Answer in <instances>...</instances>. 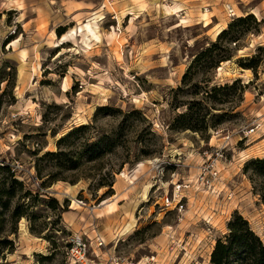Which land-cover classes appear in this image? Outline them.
Returning a JSON list of instances; mask_svg holds the SVG:
<instances>
[{
	"label": "rangeland",
	"instance_id": "rangeland-1",
	"mask_svg": "<svg viewBox=\"0 0 264 264\" xmlns=\"http://www.w3.org/2000/svg\"><path fill=\"white\" fill-rule=\"evenodd\" d=\"M0 159L7 264H69L77 235L89 264H211L236 213L264 241V0H0Z\"/></svg>",
	"mask_w": 264,
	"mask_h": 264
},
{
	"label": "trees",
	"instance_id": "trees-1",
	"mask_svg": "<svg viewBox=\"0 0 264 264\" xmlns=\"http://www.w3.org/2000/svg\"><path fill=\"white\" fill-rule=\"evenodd\" d=\"M254 15L249 14L245 17H240L239 22L244 23L248 19H251ZM233 26L230 24L229 29ZM228 29H224L219 35L216 42L212 43L211 47L207 48L205 52L196 55L195 60L198 61L203 55L207 53H212L218 47V42L228 34ZM247 68H254L253 62L245 63ZM186 74L185 76H187ZM239 80H236L233 85H235ZM109 110L108 107L100 108L98 111ZM88 125H82L80 127L74 128L67 135L63 136L59 141V149L57 151H49L45 156L63 157L67 155L61 145L66 141L71 135L76 132L88 127ZM105 142H111L109 146L110 152L113 151L115 145L112 143V138L109 135H105L103 138L99 139L94 143L96 146H100ZM99 155V153H98ZM256 164L264 167V159H257ZM0 169H6L11 176L14 178V182L18 183L15 177V173L12 172L11 166L8 164L0 165ZM20 184H23L19 181ZM101 187L109 186L113 194V183H99ZM8 194L12 197L14 196V191H9ZM111 194V195H112ZM8 204L4 205L7 206ZM1 214V213H0ZM22 213L20 212L19 206L16 207L13 216L19 217ZM229 232L222 238L217 239L214 249L211 253V264H264V241L261 237L252 229L249 221L241 214L236 213L228 224ZM5 231V226L3 221L0 219V235ZM5 244H13V241L9 238L0 239V264H7L5 261L4 246ZM9 252H12L9 249Z\"/></svg>",
	"mask_w": 264,
	"mask_h": 264
},
{
	"label": "built area",
	"instance_id": "built-area-1",
	"mask_svg": "<svg viewBox=\"0 0 264 264\" xmlns=\"http://www.w3.org/2000/svg\"><path fill=\"white\" fill-rule=\"evenodd\" d=\"M231 16H234L233 10H231ZM255 129L252 127L249 130V134L254 132ZM229 142L224 143L221 147H217L216 152L208 159L207 163H204L201 168L199 175L197 177V182L203 186L211 189L215 192L216 182L219 179L220 170L217 168V161L224 158V149L228 146ZM8 164L11 166L12 172L15 175H19L20 166L19 162L15 161L13 163H5V161L0 159V165ZM186 186V185H184ZM189 186V184H188ZM182 199L179 200L177 205L180 204V208H183L181 203ZM104 239L102 237L98 238V246L104 245ZM73 247L70 252V262L69 264H89L91 261L89 254L95 255L98 258V253L93 249L92 242L85 235H77L73 239ZM92 250V251H91Z\"/></svg>",
	"mask_w": 264,
	"mask_h": 264
},
{
	"label": "bare ground",
	"instance_id": "bare-ground-1",
	"mask_svg": "<svg viewBox=\"0 0 264 264\" xmlns=\"http://www.w3.org/2000/svg\"><path fill=\"white\" fill-rule=\"evenodd\" d=\"M176 8L177 7H174L172 10H176ZM206 15L207 14H204V17H206ZM247 15V14H246ZM208 16V15H207ZM223 31V28H218L215 32H214V34H213V39H216L217 37H218V35L221 33ZM144 165V163L143 162H141L140 163V166H143ZM124 175H126V173H124ZM151 184L150 185H147V187H146V191H148L150 188H151ZM74 188V186H68L67 187V191L68 190H71V189H73ZM65 194V193H64ZM72 196V195H71ZM71 198V197H70ZM73 198V200H74V206H76V207H78L79 206V204H77V203H80V202H78L76 199H75V197H72ZM115 202L114 201H108L107 199L106 200H104L103 202H102V204H101V206L100 207H95L93 210H98L99 212H98V214L99 215H101V213H103L104 211L103 210H107L108 212H110L111 210H113V207H114V204ZM128 213V212H127ZM120 229V228H119ZM130 231V230H129ZM114 233V232H113ZM37 239V238H36ZM35 247H30V249H29V252L31 253L32 251H33V249H34ZM40 249V248H39Z\"/></svg>",
	"mask_w": 264,
	"mask_h": 264
},
{
	"label": "crops",
	"instance_id": "crops-1",
	"mask_svg": "<svg viewBox=\"0 0 264 264\" xmlns=\"http://www.w3.org/2000/svg\"><path fill=\"white\" fill-rule=\"evenodd\" d=\"M182 10H183V9H182ZM251 12H253V14H255V15L257 16V14H256V12H254V10H251ZM246 14H247V13H246ZM212 16H213L212 18H214V19H213V21H212L211 24H212V25H218V24L220 25L219 21L214 17V15H212ZM211 24L208 23V25L205 24L204 26H205L206 28H208L209 26H211ZM221 26H222V25H221ZM224 27H226V25H225ZM210 28H211V27H210ZM219 28H220V27H219ZM250 46H252L251 43H250ZM246 47H247V46H246ZM247 48H250V47H247ZM242 56H243V55H242ZM242 56H241V57H242ZM244 75H245V73H241V78H243ZM119 194H120V193L118 192V190H116V193L113 195L112 198H116L117 196H119ZM120 200H124V199H120Z\"/></svg>",
	"mask_w": 264,
	"mask_h": 264
}]
</instances>
